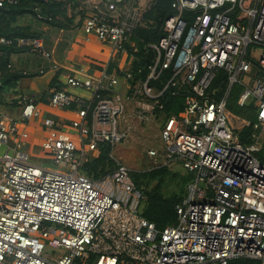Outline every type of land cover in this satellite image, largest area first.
<instances>
[{"label": "built area", "instance_id": "2783aa9c", "mask_svg": "<svg viewBox=\"0 0 264 264\" xmlns=\"http://www.w3.org/2000/svg\"><path fill=\"white\" fill-rule=\"evenodd\" d=\"M80 1L77 30L108 46L90 72L56 62L40 37L16 40L49 63L53 86L45 101L14 95L16 115L0 110V264H264V0H172L149 42L134 31L150 0ZM137 42L143 74L130 69ZM234 85L251 121L226 106ZM167 95L181 107L158 116ZM40 102L71 118L42 114ZM160 119V149L146 156L179 161L192 180L174 222L157 228L138 212L128 168L90 178L81 167ZM29 120L46 132L39 147L55 168L20 149Z\"/></svg>", "mask_w": 264, "mask_h": 264}, {"label": "trees", "instance_id": "16d2710c", "mask_svg": "<svg viewBox=\"0 0 264 264\" xmlns=\"http://www.w3.org/2000/svg\"><path fill=\"white\" fill-rule=\"evenodd\" d=\"M171 1L150 0L149 6L142 13L144 26L137 27L134 31L135 35L141 37L143 41L157 40L163 34V19L171 12L169 6ZM83 12V4L80 0H16L14 4L2 3L0 6V37L11 42L7 45L0 44V105L8 103L7 105L14 106L16 103L14 98L11 97L10 101L8 99L6 101L8 97H5V95L13 94L14 91L10 87L15 86L21 77L41 75L34 69H20L16 66L17 64H12V54H18L25 50L16 44V40L18 38L40 37L45 44L51 42L46 32L39 28L40 25L56 31H65L70 28L76 30L79 27ZM137 45V58L130 68L133 71L142 67L143 62L146 60L143 57L148 54V51H143L139 42H137ZM143 73H145V68L142 67L141 74ZM51 86H53L52 81L48 83V88ZM238 91L239 87L234 85L231 89V97L234 100ZM40 99L44 100L45 98L41 97ZM231 105L230 101H227L226 106L230 111L243 115L250 121L252 120L251 115L245 112L244 107L235 105L234 108H231ZM180 107L181 97L179 95H167L165 106L158 116L165 117L169 113H175ZM247 132H249V126L243 127L241 138H244ZM100 149L96 158L89 159L81 167L82 173L90 178L102 176L104 174L100 175V173L107 171L106 168L110 162L109 147L101 146ZM257 156L264 161L260 153H257ZM165 175L166 168L161 166L147 172L132 173L130 176L135 188L139 190L141 195L138 201V212L157 228H162L174 222V205L184 196V193L168 197H163L160 194L159 187ZM191 176L192 174H189L188 179H191ZM144 180H156V182L151 189L145 190L141 188Z\"/></svg>", "mask_w": 264, "mask_h": 264}, {"label": "rangeland", "instance_id": "374dc122", "mask_svg": "<svg viewBox=\"0 0 264 264\" xmlns=\"http://www.w3.org/2000/svg\"><path fill=\"white\" fill-rule=\"evenodd\" d=\"M140 1L143 2L145 0ZM39 28L44 30L48 35V39L51 42H47L46 46L53 50V58L58 63H64L68 66H81L87 68L90 72L93 66H99V64H102L105 60L108 46L91 38L85 40L77 29L70 28L65 31H56L47 29V27L43 25H40ZM11 62L12 64H17L16 66L18 68L22 67L27 70H33L38 66H42L44 70L41 75L21 77L15 86L10 87L14 91L12 92L13 94L26 96L33 94L35 97L45 96L47 94V84L51 81L50 79L53 76V71H50L49 63L45 59L37 54L29 53L24 50L18 54H12ZM242 82H247V79H243ZM5 97H8L6 101L7 99L10 101L8 94H6ZM229 99L228 101L234 105L230 107L234 108L236 105L234 98L230 96ZM7 104H1L0 110L16 115L17 110H13L14 108L12 109V106ZM38 107L42 111V114L50 113L53 114L55 118L59 116V118H71L70 110L67 108L55 109L43 102H40ZM230 112L236 117L245 118L243 115L236 114L232 111ZM245 112L249 115L248 110ZM36 121L37 120H29L27 122L24 130L27 132L28 137L21 141L20 149L28 154V160L31 163H42L44 166L55 168V165L50 159L43 157V154H41L42 152L39 145L44 139L46 132L43 130L41 124ZM158 126L159 121L155 120L154 123H150L147 126L136 128L129 134V137L122 145H116L110 152V162L105 172H111L117 164H122L128 168L130 176L132 173L147 172L151 169L163 166L166 168V175L163 177V181L159 187L160 194L163 197L185 194V187L187 183L192 180V176L191 179H188L189 174L181 167L180 162L173 161L170 164L163 165L161 158L158 157L153 159L145 154V150L148 147L160 149L157 139ZM105 172L100 173V175L105 174ZM155 182L156 180H144L141 188L149 190L154 186Z\"/></svg>", "mask_w": 264, "mask_h": 264}, {"label": "crops", "instance_id": "0c3cea01", "mask_svg": "<svg viewBox=\"0 0 264 264\" xmlns=\"http://www.w3.org/2000/svg\"><path fill=\"white\" fill-rule=\"evenodd\" d=\"M53 51V50H52ZM20 69H22V67H19ZM51 71V70H50ZM51 80V79H50ZM50 82V81H49ZM47 86H48V84H47ZM70 91H72V92H74V93H80V94H82V92H80V91H76V90H73V89H70ZM42 95V94H41ZM14 95L13 94H10L9 95V99L11 98V97H13ZM41 97H44V96H40V98ZM14 98V97H13ZM45 101V100H44ZM14 108V109H13ZM12 109L13 110H17L18 109V107H17V105H16V103L14 104V106L12 107ZM10 113V112H9ZM248 113H249V111H248ZM49 116H51L52 118H55V116L53 115V114H50V113H47ZM250 115V114H249ZM60 117V116H59ZM58 117V118H59ZM252 117V116H251ZM163 119V118H162ZM160 122H161V119H160V121H159V124H160ZM185 195V194H184ZM184 197V196H183Z\"/></svg>", "mask_w": 264, "mask_h": 264}]
</instances>
